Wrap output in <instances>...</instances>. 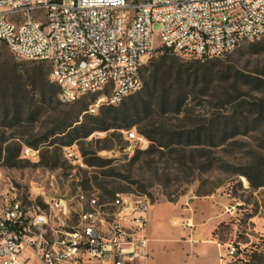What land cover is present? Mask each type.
Returning a JSON list of instances; mask_svg holds the SVG:
<instances>
[{
	"label": "rangeland",
	"instance_id": "1",
	"mask_svg": "<svg viewBox=\"0 0 264 264\" xmlns=\"http://www.w3.org/2000/svg\"><path fill=\"white\" fill-rule=\"evenodd\" d=\"M152 31L158 34L161 25L153 24ZM255 43L258 52L252 51L251 45ZM162 54L159 48L150 59H158ZM167 56L172 70L165 86L170 97L179 92V113H175L176 108L170 103L161 111L155 106V92L150 98L143 93L141 85L133 106L125 98L123 109H128V115L134 113V109L141 108L145 97L151 104L148 110L127 119L118 115L114 124V127L134 126L95 131L65 144L68 135L51 133L58 132L73 119L78 121L73 127L89 126L91 119L85 111L91 97L60 105L56 96L49 100L55 88L49 81L46 66L14 57L0 43V87L15 86L20 91L14 102L20 111L18 119L12 121V111L6 119L0 112V149L3 150L0 200H19L29 205L38 201L34 198L36 190L67 197L93 195L106 202L110 199L103 190L115 192L116 196L140 195L143 189L152 204L174 203L186 197L189 201H200L215 219L212 235L222 246L224 262L230 261L226 248L231 245L238 258L254 252L261 254V258L253 264H264V187L252 188L242 175L253 162L264 158V112L260 118L255 108L248 107L264 97V37L243 42L219 62L174 52ZM150 59L141 69L143 77ZM225 64L229 66L227 73ZM37 68L42 81L32 76V70ZM83 104H87L85 111ZM104 108L89 116H99ZM224 122L230 130L223 141L204 136L196 140L199 134L215 132V125ZM126 131L142 136L144 142L130 140ZM140 132L149 134L155 143L161 133L169 140L162 141L165 147L148 150L151 143ZM33 144L37 158L24 157L23 149ZM8 146L20 147L18 157L13 160L15 167L6 164L4 150ZM68 152L73 157H67ZM93 153L102 160L101 167L86 165ZM53 160L58 162L56 168H51Z\"/></svg>",
	"mask_w": 264,
	"mask_h": 264
},
{
	"label": "built area",
	"instance_id": "2",
	"mask_svg": "<svg viewBox=\"0 0 264 264\" xmlns=\"http://www.w3.org/2000/svg\"><path fill=\"white\" fill-rule=\"evenodd\" d=\"M263 36L264 0H0V43L18 59L45 64L60 103L94 98L89 115L137 93L141 69L159 47L221 59ZM34 192L38 201L29 205L0 200V264H145L146 195L102 202ZM235 254L229 245L226 257Z\"/></svg>",
	"mask_w": 264,
	"mask_h": 264
},
{
	"label": "trees",
	"instance_id": "3",
	"mask_svg": "<svg viewBox=\"0 0 264 264\" xmlns=\"http://www.w3.org/2000/svg\"><path fill=\"white\" fill-rule=\"evenodd\" d=\"M257 44L258 43L251 45L253 52H258ZM159 48H162L163 54L158 59H150L149 61L150 66L144 69V74L147 73L146 76L145 77L141 76V82H142L141 85H143L142 86L143 93L146 96H149L151 98L152 96H154L153 94L155 92L156 94L155 106L159 108L161 111L164 110V108L166 107V104L170 103L175 106L176 108L175 113H179V107L181 104V99H180L181 96L179 92L175 93L173 97H170L168 93V89L165 86V83L167 80L166 78L168 77V75L170 74L172 70V63H169L170 59L168 58L167 54L171 53L172 51L166 47H159ZM213 60H215L216 62H219L220 59H213ZM42 65H45V64H42ZM223 68H225L226 73L229 72V70H227V68H229L228 65L225 64ZM47 71H48V68H47ZM32 76L34 77V79L37 78L42 81V73L40 72L38 68L32 70ZM52 86L55 88V90L51 92L49 96V100L52 97H55L58 91L55 85H52ZM42 87L44 88V85H42ZM156 88H157V91L155 90ZM19 92H20L19 89L16 88L15 86H12L11 89L9 87H2V88L0 87V112L3 114L4 119L8 118V114L10 113V111H12V121H15L18 119L20 111H19V107L14 102ZM137 97H139L138 93H134L126 98L129 100V104L133 106L135 99ZM142 100L143 101H142L141 108L139 110L134 109V113H131L129 115H128V109L126 108L123 109V107H125V103L122 101L119 105H117L120 107L106 106V108L102 109L99 116L91 117L88 115L87 117L91 119V124L89 126L79 124L73 127V124L78 122L76 120L74 121L73 119L68 124L63 125L58 130V132H52L51 134L53 136H55L56 134H59V135L64 134V136L68 135L69 140L65 144H69L73 140L86 138L88 135H90L91 133L95 131L104 132L109 129H128L134 126V124L114 127L115 126L114 124L116 123V119H117L116 116L120 115L123 119H127L130 116L136 117L137 115L145 113L151 104L146 102L145 97H142ZM93 101H94V98H91L88 104L92 103ZM57 103L58 105L61 104L58 100H57ZM86 106L87 104H83L82 111H85ZM241 106L242 105H240V107ZM248 107L249 109L255 108V110H257V112L259 113L257 117H260V118L263 117L264 97L257 100L256 103H254L253 105L251 104ZM32 115H33V112L30 111L29 116H32ZM228 130L230 129L227 127L225 122L223 124L218 123L215 125V132L209 131L203 134H199L196 137V140L199 139L200 136H204L206 138H209L210 140L216 137L219 140L223 141L228 136V133H227ZM231 130H234L233 127H231ZM66 131L67 133H65ZM140 134H142L144 137L148 139V141H150L151 144L148 150H151L153 147H156V148L165 147L166 144H163L162 141L169 138L165 136L164 133H161L159 136V141L155 143V139H153L149 134H146L143 132H140ZM27 146H29V148L31 149L36 148V144L27 145ZM4 151L6 152V164L10 167H15L16 163H13L14 162L13 160L18 157L20 147L17 149H14L8 146L6 147ZM2 152L3 150L0 149V155ZM85 155L86 154H83V156ZM85 162L88 167H97V166L101 167L103 163L102 160L96 157L94 153L91 155L90 159L86 160ZM57 163L58 162L56 160H53L51 163V168H56ZM44 164H47V161L44 162ZM242 175L246 178V180L249 182L252 188L255 189V188L264 187V158L262 159V161L253 162V164L249 167L248 171L245 173H242ZM86 183L87 182H85L84 185H86ZM103 192H104V195H106L110 199V201H112L115 198V192H108L106 190H103ZM143 192L144 190L140 189V192L138 194L145 195ZM100 201L106 202V200H104L103 198H100ZM260 258H261V254H257L254 252L246 256L244 255V257L238 258L237 251H236L235 256L230 258V261L224 262L223 264H253L254 261L259 260ZM262 262H264V259Z\"/></svg>",
	"mask_w": 264,
	"mask_h": 264
},
{
	"label": "crops",
	"instance_id": "4",
	"mask_svg": "<svg viewBox=\"0 0 264 264\" xmlns=\"http://www.w3.org/2000/svg\"><path fill=\"white\" fill-rule=\"evenodd\" d=\"M215 224L197 200L181 197L174 203L152 204L147 214L145 264H223L222 246L212 235Z\"/></svg>",
	"mask_w": 264,
	"mask_h": 264
}]
</instances>
